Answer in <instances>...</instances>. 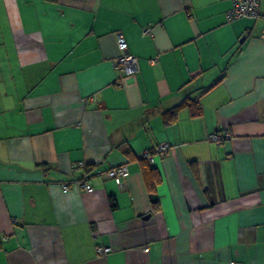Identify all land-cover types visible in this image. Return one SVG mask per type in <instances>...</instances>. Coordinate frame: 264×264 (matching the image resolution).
<instances>
[{
    "label": "crops",
    "instance_id": "obj_1",
    "mask_svg": "<svg viewBox=\"0 0 264 264\" xmlns=\"http://www.w3.org/2000/svg\"><path fill=\"white\" fill-rule=\"evenodd\" d=\"M260 4L229 21L232 0H0V264H264ZM124 163L125 184L104 176Z\"/></svg>",
    "mask_w": 264,
    "mask_h": 264
},
{
    "label": "built area",
    "instance_id": "obj_2",
    "mask_svg": "<svg viewBox=\"0 0 264 264\" xmlns=\"http://www.w3.org/2000/svg\"><path fill=\"white\" fill-rule=\"evenodd\" d=\"M261 15L260 0H232V7L227 12V18L229 21L236 20L241 17H253L257 18ZM152 32V26L148 25L144 28V34H150ZM117 43L120 50L119 56L115 60V66L119 68L124 75H136L140 71V58L129 51V44L122 32H117ZM264 38V30L261 34ZM156 63V59L151 61ZM231 138L229 132L223 134L214 132L209 136V139L214 142H223L224 140ZM173 146L167 142L159 144L155 148H148L142 150L138 156L140 159L147 160L151 165L154 164L156 155L169 152ZM79 166H84V162H79ZM130 169L128 163H124L121 166L114 167L105 173L106 178L115 179L120 184H125V179L129 176ZM78 186L83 187L87 191H94L95 187L87 181V177H83L76 183ZM64 190L69 189V184L64 183L62 185ZM98 251L101 255H106L111 251V247L99 246Z\"/></svg>",
    "mask_w": 264,
    "mask_h": 264
},
{
    "label": "trees",
    "instance_id": "obj_3",
    "mask_svg": "<svg viewBox=\"0 0 264 264\" xmlns=\"http://www.w3.org/2000/svg\"><path fill=\"white\" fill-rule=\"evenodd\" d=\"M194 104L196 105L197 101L194 98L187 97L181 103H179L178 105L173 107L169 112H166V114H165L166 123H168V124L176 123L179 112L184 107H186L188 105L191 107ZM199 109H200V105H199L198 110L193 111V114L199 115L200 114ZM142 160H145V159H142ZM92 169H93V166H88L87 171H91ZM145 175H146V179L148 181V186H149L150 192L153 195V197H152L153 208H154V210H158V209H160V201H159V199H157L155 197V191H156V185L161 182V177L159 176L158 172L155 169L150 167V164L148 166H146V168H145ZM113 207L114 208L116 207L115 202H113ZM1 247H2V240L0 237V248Z\"/></svg>",
    "mask_w": 264,
    "mask_h": 264
}]
</instances>
